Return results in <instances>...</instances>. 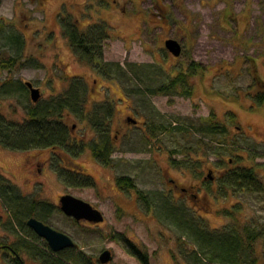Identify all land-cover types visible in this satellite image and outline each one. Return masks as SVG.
Instances as JSON below:
<instances>
[{
	"label": "rangeland",
	"instance_id": "374dc122",
	"mask_svg": "<svg viewBox=\"0 0 264 264\" xmlns=\"http://www.w3.org/2000/svg\"><path fill=\"white\" fill-rule=\"evenodd\" d=\"M61 16L79 21L80 31L107 25L104 60L120 63L127 74L108 78L82 61ZM168 38L182 44L179 57L166 49ZM193 63L199 69L191 96L148 93L147 86L156 88ZM140 70L151 82L136 77ZM74 77L82 79L87 119L71 114L68 124L74 141L86 143L82 154L13 151L0 144V171L23 195L52 205L47 214L37 206L33 216L40 211L44 223L71 236L97 264L106 249L113 253L108 264H143L127 239L147 254L148 264H206L196 256L200 248L187 222L216 232L257 229V264H264V192L202 185L203 170L217 176L238 167L253 168L264 183V0H0V92L15 80L31 82L42 94L33 102L26 86L0 97V112L24 120L30 108L76 86ZM108 103L114 104L110 133L116 147L105 165L90 150L97 140L91 125L95 105L106 111ZM211 125L226 132L206 133ZM54 156L87 174L92 186L62 182ZM118 177L131 178L135 187L120 188ZM67 194L98 208L104 222L65 215L59 196ZM8 222L14 219L0 201V241L15 246L22 236L6 229ZM22 257L24 264H41L25 251ZM12 261L13 254L0 248V264Z\"/></svg>",
	"mask_w": 264,
	"mask_h": 264
},
{
	"label": "trees",
	"instance_id": "16d2710c",
	"mask_svg": "<svg viewBox=\"0 0 264 264\" xmlns=\"http://www.w3.org/2000/svg\"><path fill=\"white\" fill-rule=\"evenodd\" d=\"M62 17V16H61ZM79 21H70L62 17V26L65 36L68 38L74 53L89 65L95 67L104 76L114 78L127 71L120 63L108 62L104 60L103 43L110 36L108 27L104 23L95 24L91 29L80 31ZM194 64L188 72L180 71L177 75L172 76L169 81L152 88L147 86L149 94L167 95L173 92H180L183 95L191 96L193 94V84L191 80L197 73L199 67ZM132 65V64H131ZM130 65V66H131ZM136 67H130L132 74L136 73ZM142 71V72H141ZM147 72V71H146ZM137 78L142 81H150V76L140 70ZM76 86H71L68 91L53 97L44 103L36 105V108H30L28 117L24 120L9 119L0 112V144L13 151H27L32 149H51L55 152L57 149L68 150L73 156L83 153L86 148L85 142L81 144L74 141L73 131L68 124L69 115L73 114L86 120V99L82 94V79L74 77ZM74 84V83H73ZM6 89L0 92V97H11L21 93L26 89L27 84L18 83L12 80L6 85ZM264 100V95L259 96V102ZM98 104V103H96ZM106 111L103 106L94 108V119H92L93 128L95 129L97 140L91 144L93 153L103 164L109 165L112 154L115 150L113 147V138L108 129L100 122L107 118L112 120L114 115V104L108 103ZM181 130L180 128H176ZM206 133L224 134V128L215 127L214 125L203 128ZM176 152V151H174ZM55 158V168L62 182L68 186H92V181L87 174L79 170H71L69 165L63 166L62 159ZM240 158V157H239ZM180 164V163H178ZM68 167V168H67ZM79 176L85 179H78ZM117 185L129 190L135 187L133 180L129 177H118ZM241 188L251 192H264V184L253 168L238 167L228 169L222 182V188ZM141 197L150 205L147 196L142 192ZM0 201L8 209L14 219V222H8L4 226L6 229H16L21 234V241L14 245H5L0 241V248L8 249L13 254L12 264H24L22 251H25L32 259L40 261L41 264H97L91 255H88L80 248L74 247L54 253L48 245L38 243L39 238L27 226V220L33 216V209L40 208L43 214L51 212V204L38 201L36 198H29L22 194L19 188L0 171ZM41 206L44 205V209ZM38 211L39 220L43 221L42 213ZM35 212V211H33ZM186 228L194 238V243L199 246L196 256L200 261L206 260V264H257V251L255 243L260 237V231L252 227L244 226L243 230L234 227L231 230L216 232L202 228L200 223H186ZM202 226V227H201ZM9 230V229H8ZM23 233V234H22ZM131 246L130 252L136 255L143 264H148L147 254L142 253L137 245L128 241Z\"/></svg>",
	"mask_w": 264,
	"mask_h": 264
},
{
	"label": "water",
	"instance_id": "95a60500",
	"mask_svg": "<svg viewBox=\"0 0 264 264\" xmlns=\"http://www.w3.org/2000/svg\"><path fill=\"white\" fill-rule=\"evenodd\" d=\"M165 47L169 53L176 57L182 54V44L174 38H168L165 41ZM26 84L30 89L32 101L38 102L42 95L40 89L34 87L31 82ZM132 122L136 123L134 120ZM60 208L65 215L77 221L85 220L99 224L105 220L104 214L98 208L70 194L61 196ZM27 226L33 230L38 237L44 239L54 253L76 247V242L71 236L54 229L36 217L29 218L27 220ZM98 260L101 264L110 263L113 260L112 251L108 249L104 250L100 254Z\"/></svg>",
	"mask_w": 264,
	"mask_h": 264
},
{
	"label": "flooded vegetation",
	"instance_id": "af4514ba",
	"mask_svg": "<svg viewBox=\"0 0 264 264\" xmlns=\"http://www.w3.org/2000/svg\"><path fill=\"white\" fill-rule=\"evenodd\" d=\"M166 41V40H165ZM183 47H182V52H183ZM100 72V71H99ZM101 73V72H100ZM102 74V73H101ZM103 75V74H102ZM97 80L98 79H95L94 81H95V83L97 82ZM30 90V89H29ZM111 121L112 120H108L107 118H105V119H103V120H101V124L105 127V128H107L108 129V127H109V134L112 136V138H113V147H116L115 145H116V143H115V136H113L111 133H110V131H111V125H112V123H111ZM137 124V123H136ZM92 129H93V131H94V133H95V129L93 128V123H92ZM90 150H91V152H92V154L94 155V153H93V149H92V146L90 147ZM94 158L95 159H97L98 161H100L97 157H95V155H94ZM101 162V161H100ZM229 162H231V160L229 161ZM249 168H251V167H249ZM204 171V176L202 177V185H205V186H208L210 183H216L217 184V186L219 187H221L222 186V182H223V180H224V178H225V175H226V172H227V170L226 171H224L223 173H219V175H215L214 174V170L213 169H209V171H205V170H203ZM258 178H260L261 179V181L263 182V180H262V178L261 177H259L258 176ZM172 181H174V180H172ZM264 184V183H263ZM201 187V186H200ZM215 186H213L212 185V188H213V190H215V188H214ZM181 189V191H184V192H186L187 191V189L186 188H184V187H181L180 188ZM60 197L61 196H59V201H60ZM59 207H60V205H59Z\"/></svg>",
	"mask_w": 264,
	"mask_h": 264
}]
</instances>
